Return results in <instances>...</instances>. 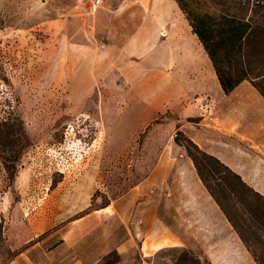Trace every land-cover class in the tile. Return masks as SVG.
I'll return each instance as SVG.
<instances>
[{"label":"rangeland","instance_id":"1","mask_svg":"<svg viewBox=\"0 0 264 264\" xmlns=\"http://www.w3.org/2000/svg\"><path fill=\"white\" fill-rule=\"evenodd\" d=\"M237 1L190 4L219 14ZM94 3L0 0V264L119 263L129 254L118 247L132 235L137 248L147 232L137 221L152 209L196 240L145 264H232L223 221L245 249L241 233L264 241L244 191L264 199V138L239 128L264 97L247 80L224 94L205 52H195L198 70L169 72L123 54L117 45L138 22V4L112 20L106 39L93 29L107 21L96 9L118 10L124 0ZM255 3L236 11L248 17ZM3 162L15 163L13 176Z\"/></svg>","mask_w":264,"mask_h":264},{"label":"crops","instance_id":"2","mask_svg":"<svg viewBox=\"0 0 264 264\" xmlns=\"http://www.w3.org/2000/svg\"><path fill=\"white\" fill-rule=\"evenodd\" d=\"M99 1L100 0H95V3L92 4L93 7L96 6ZM134 4H138L141 12L138 22L135 24L134 28L129 31V34L121 39L120 45L114 43L119 46L123 54H131L140 58L145 56V59L150 63L158 64V66H161L166 72H169L170 69L180 70L181 65L188 66L191 64L193 70H198L201 67V64L198 63L197 55V60L195 59V52L201 54V56H205L203 55L205 51L196 35L192 33L191 27L184 15H182V21L185 27L182 26V12L175 0H124L120 9L110 10V12L98 7L96 13L100 20L99 23H102V15L107 17V21L105 24H95L93 29L96 32L102 31L106 33V39L113 38L110 31L112 20L116 16H120L121 13H124ZM80 34L79 30L76 29L74 35H76L77 39H79ZM101 43L105 47L109 46V43L104 41H101ZM147 218L148 216L144 215V220L139 219L137 221L139 223L144 222V224L146 223L147 225V232L145 231L141 238L137 237V248L132 247L134 246L132 241H135L132 235L129 237L130 239H127L118 247L119 250H127L129 254L127 258L122 257L119 263L125 264V261H128V263L131 264V262L136 260L137 253H139L141 258L140 264H145V258L147 256L150 257L162 248L168 246L189 248L196 240L195 235L190 234L184 236L183 234L177 235L174 233L169 226L161 220V217L158 215V210L152 209L149 218ZM222 225L223 229H221L218 234L221 235L223 233L225 237L230 233V236L234 240L233 243H227V247L231 250V253L236 256L232 264H257V262H251L248 259L246 254L248 253V250H246L247 248H244L241 239L230 232L228 222L225 220ZM119 263L117 262L116 264ZM212 263L219 264L217 262Z\"/></svg>","mask_w":264,"mask_h":264},{"label":"trees","instance_id":"3","mask_svg":"<svg viewBox=\"0 0 264 264\" xmlns=\"http://www.w3.org/2000/svg\"><path fill=\"white\" fill-rule=\"evenodd\" d=\"M175 1L209 57L222 92L228 94L247 80L264 97V0H256L253 14L248 17L236 10L245 11L250 0H238L234 3L238 4L235 11L229 9L219 14L199 11L190 4L191 0ZM196 149L207 161L219 164L216 157ZM192 159L201 174L197 160ZM3 163L9 175L13 176L15 163ZM224 169L230 172L225 166ZM244 191L252 198L250 208L254 209L255 220L264 224V199L249 188L244 187ZM241 236L257 264H264V241H250L242 233Z\"/></svg>","mask_w":264,"mask_h":264},{"label":"bare ground","instance_id":"4","mask_svg":"<svg viewBox=\"0 0 264 264\" xmlns=\"http://www.w3.org/2000/svg\"><path fill=\"white\" fill-rule=\"evenodd\" d=\"M254 114L255 119L252 123L249 122L246 125L243 124L239 128L244 135L249 136L250 138H264V104L261 103L260 100H257ZM250 126H252L251 129L248 128Z\"/></svg>","mask_w":264,"mask_h":264},{"label":"built area","instance_id":"5","mask_svg":"<svg viewBox=\"0 0 264 264\" xmlns=\"http://www.w3.org/2000/svg\"><path fill=\"white\" fill-rule=\"evenodd\" d=\"M93 8V6H91Z\"/></svg>","mask_w":264,"mask_h":264}]
</instances>
